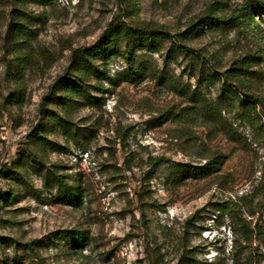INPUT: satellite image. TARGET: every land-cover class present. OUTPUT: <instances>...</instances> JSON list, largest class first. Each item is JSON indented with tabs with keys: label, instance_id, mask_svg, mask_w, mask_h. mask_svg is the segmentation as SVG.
<instances>
[{
	"label": "rangeland",
	"instance_id": "1",
	"mask_svg": "<svg viewBox=\"0 0 264 264\" xmlns=\"http://www.w3.org/2000/svg\"><path fill=\"white\" fill-rule=\"evenodd\" d=\"M0 264H264V0H0Z\"/></svg>",
	"mask_w": 264,
	"mask_h": 264
},
{
	"label": "trees",
	"instance_id": "2",
	"mask_svg": "<svg viewBox=\"0 0 264 264\" xmlns=\"http://www.w3.org/2000/svg\"><path fill=\"white\" fill-rule=\"evenodd\" d=\"M250 15L251 14V10L249 9V11L243 9V11H240L238 14H231L227 17H221V16H217L213 13V8L211 10H209L207 12V14L205 16H202V18L195 23L194 25H192L190 27V29H188L186 32H184V35L186 37H189L191 35H193L194 33L198 32L202 26L210 24V23H232L234 22L236 19L240 18L241 15ZM135 37V38H147V37H152L156 40H162V38H168L171 39V36H169L166 32H160V31H156L155 29H152L148 26H144V27H130L127 25H122V24H115V23H111L110 26L108 27V29L103 33L102 37L100 38V40L92 47L86 49L85 51H82L81 54V59L80 62L82 64H88L90 66L93 65V61H94V56H96L101 50H103V48L110 44V43H117L121 38L124 39H128L129 37ZM72 86L74 88H76L77 90H79V88H83L84 86L77 82L76 80L73 81ZM254 100H256L257 102H260V99H258L257 97L253 98ZM62 125L66 122V120L64 118H62L61 116H57L56 118ZM224 156L223 154H220L219 156H217L215 159H213L212 161H210L208 164L204 165V166H198V167H189L187 169V171L189 172V176H206V174H208L210 171L212 170H216L219 168V166L221 165V162L223 160ZM36 159V158H35ZM166 161V158H155V161L153 162V168L154 171L157 172V170L160 168V166H162ZM40 162V161H39ZM56 184L59 187V190H62L65 192L66 196L70 198V200H72L74 198V195L71 191L70 186L68 185V183H66L63 180H58L56 182ZM247 230L249 232L254 233L255 229H253V227H248ZM74 231L72 230H65L62 232L63 236H67L68 234L72 233ZM75 237L77 238L78 242L80 244H86L88 241V237H86L85 235H83L80 232H74Z\"/></svg>",
	"mask_w": 264,
	"mask_h": 264
}]
</instances>
